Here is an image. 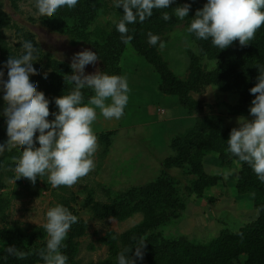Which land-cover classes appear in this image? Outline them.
<instances>
[{
  "label": "trees",
  "instance_id": "obj_1",
  "mask_svg": "<svg viewBox=\"0 0 264 264\" xmlns=\"http://www.w3.org/2000/svg\"><path fill=\"white\" fill-rule=\"evenodd\" d=\"M204 2L205 0H174L168 9H153L152 16L142 23L128 25V34L132 39L127 44L121 40V34L115 27L123 13L122 8L115 7L114 0H78L76 7L60 8L56 16L40 19L52 31L66 34L70 44L91 43L103 63L104 71L109 72L108 74H118L117 64L120 56L126 45H130L156 71L159 79L158 89L163 94L175 96L187 114L202 109L204 105H213L203 103L193 96V93L204 92L207 86H212L217 90V94L233 93L237 97L234 103H224L220 100L227 108L225 115H243L251 118L248 106L254 94H250L248 89L256 83L258 72L264 69V24L256 30L253 39L247 44L240 45L234 40L224 49H218L211 44L210 39H198L187 31L194 12L201 8ZM182 3H189L190 8L188 17L180 20L172 15V12L175 6ZM165 11L171 16L167 21L161 18V13ZM2 20L3 18L0 19ZM181 21L198 51L195 54L187 51L188 72L183 79L169 68L159 49L160 41ZM15 28L19 41L29 39L36 43L32 33ZM148 33L159 37L157 45L148 43ZM20 51L19 42L9 45L0 35V62L6 61L8 56L18 55ZM34 55L37 56L33 61L34 65L40 67L39 61L45 57L46 63L40 68L50 69L46 79L40 73L29 75L37 81L38 90L50 100L49 113L53 119L51 113L58 109L52 98L67 94L74 87L70 81L64 79L71 72V68L68 62L43 53L38 45ZM201 57L215 63L217 61L216 67L206 69L200 63ZM83 94L85 102L92 95L91 92L87 94L86 89ZM218 104L219 101L214 105ZM222 120L223 117L220 116L204 115L195 119L193 125L185 132L175 136L169 145L172 153L163 159L162 171L160 170L155 179L114 192L106 202L95 200L87 193L83 205L98 219L111 217L122 222L136 213H141L142 218L122 233L108 230L104 235L98 236L96 240L105 246L107 255L95 262L82 263L77 259V253L79 238L86 234V222L77 216V222L69 229L63 241L64 247L60 249L68 258L67 264H117V253L140 238L146 241L142 250L143 260H137L136 264H264V183L257 178L248 163L239 161L228 152V128H223ZM6 139L5 128L0 124V142ZM99 139L105 146L111 141L108 133H103ZM19 146L0 154V189L5 186L2 176H15L13 157L19 155ZM209 153H217L219 161L224 162L227 168H232L227 181L222 180L223 176L209 173L205 169V158ZM226 182L236 199L251 201L249 209L256 211L252 220L234 230L223 227L213 236L203 240L199 237H189L185 233H161V229L179 223L187 204L194 202L191 198L196 199L194 203L197 204L204 201L212 203L215 201V193L212 192L216 191L212 189L221 188L224 184L227 186ZM47 186L44 178V188ZM62 186L57 188L61 189ZM54 195L56 204H62L76 215L70 202H75L77 195L67 196L61 192ZM46 234L42 226L30 229L1 228L0 264H43L37 253L45 247ZM7 246H15L18 250L31 254L20 259L4 251ZM88 247L94 249L95 244L90 242ZM129 255L132 256V249Z\"/></svg>",
  "mask_w": 264,
  "mask_h": 264
},
{
  "label": "clouds",
  "instance_id": "obj_2",
  "mask_svg": "<svg viewBox=\"0 0 264 264\" xmlns=\"http://www.w3.org/2000/svg\"><path fill=\"white\" fill-rule=\"evenodd\" d=\"M174 0H114L115 7L122 8V17L115 23L121 40L131 41L129 24L142 23L151 17L153 9H168ZM35 13L40 17L56 16L57 10L76 7L78 0H33ZM190 4L182 3L173 8L172 15L183 20L188 17ZM165 21L171 19L169 12L161 13ZM264 24V0H205L196 9L187 31L196 38L209 40L218 49H224L237 40L240 45L250 42L258 28ZM159 37L148 33V43L157 45ZM18 55L8 56L0 62V92L4 107L0 116L5 118L7 139L0 142V154L6 150L23 146L18 156H14V180L28 179L32 184L37 178L47 175L52 188L71 187L86 176L94 167L93 156L97 149V137L92 124L98 115L106 120H119L124 115L130 91L125 75L108 74L98 68L85 72L87 65H95L97 52L84 48L70 58L71 72L64 77L74 87L53 97L58 111L47 117L50 100L37 88V81L30 73H40L34 65L37 42L24 39ZM163 47V42H160ZM217 63V61H216ZM215 63V67H216ZM5 69L7 70L5 72ZM6 76V79H5ZM84 89L93 93L85 102ZM254 94L248 106L251 119L243 115L236 118V126L229 132L227 150L239 161L250 165L257 178L264 183V69L258 72L256 83L248 89ZM35 134V141H34ZM38 142V146L36 143ZM228 172L224 173L225 178ZM42 225L47 233L45 247L38 251L43 264H67V256L60 251L69 229L78 220L67 207L55 204L45 213ZM145 239H138L133 245L117 253V264H136L143 260ZM132 249V256L129 251ZM4 251L23 259L30 252L20 251L15 246H7ZM135 257V259H133Z\"/></svg>",
  "mask_w": 264,
  "mask_h": 264
},
{
  "label": "rangeland",
  "instance_id": "obj_3",
  "mask_svg": "<svg viewBox=\"0 0 264 264\" xmlns=\"http://www.w3.org/2000/svg\"><path fill=\"white\" fill-rule=\"evenodd\" d=\"M0 4V19L3 18L0 21V35L9 45L19 41L15 28L17 27L24 32L32 33L43 53H49L52 57L69 64L75 52L84 48L94 51L91 43L70 44L66 34L54 32L48 25H44L40 16L35 13L33 0H0ZM160 42H163V47L159 46L160 52L169 68L178 77L182 79L186 77L189 63L187 51L194 54L198 51L194 41L189 38L184 23L182 21L178 23ZM46 60L42 57L39 61L40 67L44 66ZM200 63L206 69L215 66V62L207 58L201 57ZM117 67L118 75L127 77L129 99L124 115L119 120H106L98 115L97 120L93 122L92 128L97 137V149L93 156L95 167L73 186L50 188L42 194L40 193L42 177L37 178L36 183L32 184L26 178L14 180L2 176L5 186L0 189V229L11 227L30 229L42 226L46 222L47 209L56 204L54 194L58 192L67 196L74 194L78 196L77 200L70 202V205L73 206L76 216L86 222V234L79 238L77 259L82 263L98 261L104 258L107 252L105 246L97 242V237L104 235L108 230L122 233L138 223L142 214L136 213L122 222L111 217L98 219L83 205L87 193L95 200L106 202L111 199L114 192L155 179L160 170L162 171L163 159L172 153L169 146L171 140L190 128L197 118L200 119L207 114L223 117V128H228V136L230 129L236 126L238 115H225L227 108L220 103L221 99L224 103H234L237 97L233 93L217 94L214 87L207 86L204 92L193 93V96L203 103L213 105L210 107L204 105L202 109L187 114L175 96L163 94L158 89L159 79L156 71L130 45H126L123 50ZM97 68L100 71L105 69L101 59L95 65H87L85 72L90 73ZM41 71L48 72L50 69L42 68ZM90 92V89H86L87 94ZM2 95L0 92V97ZM218 101L219 104L215 106ZM3 107L4 101L0 99V111ZM47 119L51 120L50 115ZM0 124L6 129L3 116H0ZM103 133H108L111 137L107 146L99 139ZM217 156V153L206 155L204 167L209 173L221 175L222 180L227 181L228 176L225 178L224 173H230L232 168H227ZM226 185L212 189L216 190L212 192L215 193V201L212 203L204 201L197 204L194 203L196 199L191 198L194 202L187 204L179 223L161 229V233L164 235L185 233L189 237H199L203 240L213 236L223 227L234 230L252 220L256 211L249 209L251 201L236 199L227 182ZM90 242L95 244L94 249L88 247Z\"/></svg>",
  "mask_w": 264,
  "mask_h": 264
},
{
  "label": "built area",
  "instance_id": "obj_4",
  "mask_svg": "<svg viewBox=\"0 0 264 264\" xmlns=\"http://www.w3.org/2000/svg\"><path fill=\"white\" fill-rule=\"evenodd\" d=\"M34 141H35V134H34ZM18 146V145H17ZM36 146H38V142L36 143ZM18 148H20V149H23V146H19ZM44 178H45V180L47 181V183H48V180H47V175H45L44 177H42V182H41V184H40V187H41V191H40V193L42 194V193H45L46 191H49V189L50 188H52V186L48 183V186H47V188H44ZM41 180V179H40Z\"/></svg>",
  "mask_w": 264,
  "mask_h": 264
}]
</instances>
